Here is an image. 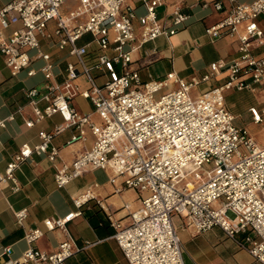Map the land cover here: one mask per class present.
I'll return each instance as SVG.
<instances>
[{
    "label": "built area",
    "instance_id": "built-area-1",
    "mask_svg": "<svg viewBox=\"0 0 264 264\" xmlns=\"http://www.w3.org/2000/svg\"><path fill=\"white\" fill-rule=\"evenodd\" d=\"M66 1L9 0L0 8V54L11 75L23 70L35 75L31 64L36 58L43 60L40 72L49 81L44 90L33 87L27 91L34 113L27 126L34 127L56 114L64 121L50 131H41L38 144H23L5 172H0V184L10 182L13 190H19L15 170L33 153L46 154L55 161L60 148L53 144V138L66 128L76 130L69 143L86 141L90 132L93 145L78 154L71 165L59 168L55 183L64 188L89 170L111 169L110 183L124 178L116 192L133 188L147 193L141 205L129 212V224L108 213L114 238L130 264H185L183 244L173 221L176 214L185 218L186 227L194 233L221 228L264 264V146L235 125V117L225 104L226 89L264 88V56L253 53L264 46V25L259 20L264 16V0H213L215 10L226 9L227 13L206 28V34L213 39L236 36L238 56L212 63L206 74L192 82L171 72L164 80L147 84L144 91L137 88L141 79L131 67L132 54L161 36L178 33L189 15L174 5L171 23H161L157 9L165 0H136L146 9L139 17L143 30L137 37L136 9L126 0H79L80 6L65 17L60 8ZM50 21L57 25L58 48H68L73 57L63 82L55 81L51 56L41 46V38L50 37L46 31ZM14 25L18 27L8 34ZM86 34L99 48L94 67L87 60L89 44H77ZM159 55L157 48L146 51L141 65L152 63ZM93 68L106 71L108 78L103 84L97 83ZM224 71L228 76L223 84L191 96L192 88ZM80 76L86 79L87 88L78 83ZM170 81L178 84V89L157 95ZM78 95L92 103L101 123L94 122L91 113L71 105ZM251 112L256 123L263 122L264 108H252ZM13 118L0 119V128ZM90 201L105 209L103 200L88 189L73 197L76 210L45 221L48 231L61 229L66 234L56 251L34 247L44 230L30 228L24 235L29 247L20 257H13L11 246L1 249L5 264H64L76 252L90 247V242L75 245L67 231L68 223L82 215ZM27 214V208L15 211L19 225L24 224Z\"/></svg>",
    "mask_w": 264,
    "mask_h": 264
},
{
    "label": "crops",
    "instance_id": "crops-1",
    "mask_svg": "<svg viewBox=\"0 0 264 264\" xmlns=\"http://www.w3.org/2000/svg\"><path fill=\"white\" fill-rule=\"evenodd\" d=\"M9 0H0V8ZM213 0H165V3L157 9L158 19L161 23L170 24L174 5H180L184 12L189 15L184 27L175 35L166 38L159 37L154 42L147 43L133 55L132 69L137 70L141 82L137 85L139 90L144 91L146 85L153 81H161L174 72L179 78L187 81L200 79L209 71V66L221 60H231L238 56L239 42L236 36H222L210 38L206 34V28L219 22L227 13V10L217 11L211 6ZM250 1V0H243ZM127 5L136 9L135 34L139 37L143 27L139 17L146 13V9L136 0H126ZM205 4H208L205 6ZM80 6L79 0H67L60 8L62 16H69L70 12ZM84 19V18H83ZM260 24L264 25V16L260 17ZM74 25V23H71ZM18 26L14 25L7 30L10 34ZM56 22L50 21L47 25V33L50 37L41 38L42 49L49 53L54 64L56 74L55 81L63 82L68 62L73 60L69 55V49H59L57 46L58 36L55 34ZM77 44L88 45V64L94 67L99 48L93 37L86 34L81 37ZM157 48L159 59L152 63L141 65L145 52ZM34 53V52H33ZM256 56H264V46L253 49ZM112 54V52H110ZM43 60L34 58L31 67L37 73L29 76L27 70H23L17 76H12L7 67L5 57L0 54V119H7L13 115L12 120L6 122L5 127L0 128V172L4 173L14 155L19 152L23 144L34 146L40 142V132L50 131L56 125L63 124L61 115L56 114L45 119L34 127H28L26 121L34 117L27 91L30 88L44 90L49 84L40 68ZM92 73L98 84H103L108 75L106 71L93 68ZM228 76L224 71L208 82L191 89V96L197 97L203 91L223 84ZM81 88H87L88 84L83 76L78 78ZM178 89V84L173 81L169 86L162 89L157 95ZM234 89L225 90V104L227 109L234 115V102L231 101V92ZM254 93L259 94V106H250L254 130L251 132L246 126L238 128L246 129L256 143L264 146L256 135L264 132L263 122L256 123L251 112L252 108L261 111L264 108V88L257 87ZM42 106L44 103L41 104ZM71 105L83 113H91L92 120L101 123L100 116L94 112L92 103L81 95L71 100ZM21 110L19 111V109ZM76 133L74 128H66L53 138V144L60 148L55 161L49 160L46 154L33 153L23 161L15 170L20 189L15 191L10 182L0 184V251L3 247L11 246L13 257H20L29 247L24 235L30 228H41L44 235L33 246L46 252H54L61 242L66 239V234L61 229L48 231L45 221L51 217L64 216L68 212L76 210L73 197L88 189H93L101 200L105 209L95 201L87 203L82 215L73 219L67 225L69 239L77 246H83L86 242L92 245L85 250L76 252L67 259L64 264H130L121 247L114 238L115 229L110 223L108 213H111L122 224L130 222L129 212L137 209L142 199L147 196L146 192L137 189H124L116 192L120 187L123 177H118L114 184L110 183L113 175L111 169H92L81 177L75 179L64 188H58L55 183V173L64 165H71L75 157L89 149L94 142V136L88 132L86 141L69 143ZM97 184V186H95ZM126 205L129 207L127 208ZM27 208L28 214L23 225L17 223L15 211ZM174 225L183 244V256L185 264H261L252 255L241 248L232 238L228 237L219 227L202 232L194 233L186 227L185 218L180 215L173 216ZM243 238V235L239 236ZM5 256H0V264H5Z\"/></svg>",
    "mask_w": 264,
    "mask_h": 264
},
{
    "label": "rangeland",
    "instance_id": "rangeland-1",
    "mask_svg": "<svg viewBox=\"0 0 264 264\" xmlns=\"http://www.w3.org/2000/svg\"><path fill=\"white\" fill-rule=\"evenodd\" d=\"M230 99L234 102L233 111L237 114L235 123L240 126H246L251 132L255 131L254 125L251 122L252 116L249 107L252 105L259 106V94L247 89H234L231 92ZM256 137L260 142H264V132L258 133Z\"/></svg>",
    "mask_w": 264,
    "mask_h": 264
}]
</instances>
